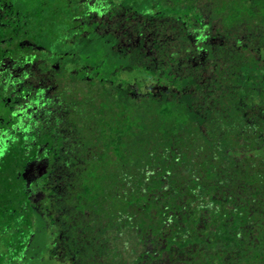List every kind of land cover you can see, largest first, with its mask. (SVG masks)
<instances>
[{
	"label": "trees",
	"instance_id": "obj_1",
	"mask_svg": "<svg viewBox=\"0 0 264 264\" xmlns=\"http://www.w3.org/2000/svg\"><path fill=\"white\" fill-rule=\"evenodd\" d=\"M14 2L60 68L7 74L0 264H264V0Z\"/></svg>",
	"mask_w": 264,
	"mask_h": 264
},
{
	"label": "flooded vegetation",
	"instance_id": "obj_2",
	"mask_svg": "<svg viewBox=\"0 0 264 264\" xmlns=\"http://www.w3.org/2000/svg\"><path fill=\"white\" fill-rule=\"evenodd\" d=\"M14 7H15L14 0H0V17L3 13L4 14L7 13L8 15L11 14V16L7 17L8 19L7 22L2 23V19L0 22V32H1L0 33V97L1 98L5 94L8 95L10 93V90L15 88L13 83L10 82L11 80H9V77L7 75L11 71L20 73L21 76L19 78H21L22 80L19 89L21 88L23 94H25L29 88L36 87V89H39L45 86V84H43V79L48 74L51 73L48 70H45V68L49 67L55 70L60 68L57 65H55L56 62L53 61V59L56 56L55 52L43 50L37 44H32L30 42L28 44L23 38L19 37L18 30L22 29L23 26H25L24 24L28 25L30 23L25 21L24 17L21 16L20 14L19 15L15 14ZM9 29H17L16 35L14 37L10 36L8 32ZM8 52H10L11 54H8ZM41 62H45L46 64V66L42 70L40 68ZM27 66L33 67V69L37 70V72L33 71L35 72V75L33 77L29 75L27 76L25 70ZM30 79H33V81H29ZM47 92L50 93L49 91ZM23 94L19 98L17 96L16 90H14V93L12 94L13 96L12 99H8V101L5 102L7 96L4 98L5 108H12V110L14 109V111L11 114V117L24 115V113H26V109H28V111H30L31 114L34 115L36 118L42 117L44 113L46 114L50 113L49 111L45 112L44 106H42L40 103L37 102L39 97L37 99H36L37 96L32 97L35 100H31L33 102H30V99L29 101H26V99L23 97ZM27 96H29V94ZM13 103L15 105L11 107ZM4 115L5 114L3 115L0 114V119L4 118Z\"/></svg>",
	"mask_w": 264,
	"mask_h": 264
},
{
	"label": "rangeland",
	"instance_id": "obj_3",
	"mask_svg": "<svg viewBox=\"0 0 264 264\" xmlns=\"http://www.w3.org/2000/svg\"><path fill=\"white\" fill-rule=\"evenodd\" d=\"M62 68H70L72 66L70 65H62ZM128 83L130 86H137V87H142L144 93H147L148 91H153L154 87H155V83H152L150 81H148L147 79L144 78L143 75L140 74H136L134 72H123L122 74H120L118 76L117 79V83ZM42 170L47 169L46 167H42ZM41 169L37 170L36 173L37 174H41ZM0 228H1V224H0ZM42 240H44L43 237H40V240H34L33 243L31 244L32 246H35L37 248V250L34 251H29V253L27 254V259L25 260H19L17 264H33L30 262L35 261V264H47L46 260L42 259V257H44L45 259L49 258L48 254H46L45 250H44V242L42 243ZM42 243V244H41ZM35 256H34V255ZM39 259V260H38Z\"/></svg>",
	"mask_w": 264,
	"mask_h": 264
}]
</instances>
